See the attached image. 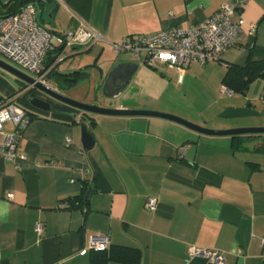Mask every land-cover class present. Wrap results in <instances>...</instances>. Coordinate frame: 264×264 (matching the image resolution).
<instances>
[{
  "label": "crops",
  "instance_id": "crops-1",
  "mask_svg": "<svg viewBox=\"0 0 264 264\" xmlns=\"http://www.w3.org/2000/svg\"><path fill=\"white\" fill-rule=\"evenodd\" d=\"M228 1L54 0L42 5L39 21L54 33L83 21L101 36L89 48L52 52L60 74L88 64L106 72L118 63L139 64L133 80L140 90L129 99L128 87L119 109L162 112L214 131L264 127V80L240 94L221 92L230 66L264 60V0H240L244 8L233 19L243 22L244 34L205 66L148 68L146 56L112 50L127 38L202 23ZM87 74L98 81L96 70ZM150 79L160 85L156 94ZM15 95L0 76V96ZM52 104L54 111L43 112L29 103L33 119L20 147L25 161L17 166L0 158V264H92L86 243L99 235L109 236L112 247L138 250L141 264H212L190 256V247L221 251L226 264H263L264 135L215 136L161 118L85 115ZM85 116L96 141L89 152L82 146ZM85 188L87 210L74 202ZM150 197L159 199L154 212L145 207Z\"/></svg>",
  "mask_w": 264,
  "mask_h": 264
},
{
  "label": "built area",
  "instance_id": "built-area-1",
  "mask_svg": "<svg viewBox=\"0 0 264 264\" xmlns=\"http://www.w3.org/2000/svg\"><path fill=\"white\" fill-rule=\"evenodd\" d=\"M244 8L240 0L223 3L219 10L202 23L188 28L174 27L148 36L127 38L112 44L113 53L130 52L136 57L146 55V64L156 69H176L180 72L193 65L205 66L218 61L228 49L236 47L244 34L243 22L235 21L233 15ZM256 31V25H250ZM101 36L83 21L73 30L54 33L40 23L38 10L28 5L20 12L0 17V58L8 60L27 71L38 83L51 86L47 78L46 62L50 53L58 48L81 49L94 46ZM34 91V85H26L17 95L0 96V158L19 166L25 161L20 153L21 142L31 123L32 114L18 104L20 97ZM224 95L234 93L225 86ZM7 127H10L8 129ZM8 197H12L9 195ZM159 199L150 197L145 207L154 212ZM42 234L43 225L36 227ZM264 264V237L261 238ZM111 246L109 236H92L86 243L87 251H104ZM192 257H203L212 264H226L223 252L190 247Z\"/></svg>",
  "mask_w": 264,
  "mask_h": 264
},
{
  "label": "water",
  "instance_id": "water-1",
  "mask_svg": "<svg viewBox=\"0 0 264 264\" xmlns=\"http://www.w3.org/2000/svg\"><path fill=\"white\" fill-rule=\"evenodd\" d=\"M34 6L38 10V16L41 14L42 7L39 3H35ZM49 30V29H47ZM50 31V30H49ZM139 64L136 62L118 63L114 64L107 72L105 68L100 65L94 64L86 66L80 70L74 71L69 74H62L69 76L87 69L96 70L98 73L97 88H101L102 99L109 100V106H100L97 102L93 104L81 103L76 100L70 99L62 95L59 91L45 84L38 83L33 77L27 73L18 70L12 65L8 64L0 58V76L8 81L17 84V81L25 83L26 85H34V91L38 95L31 96L28 101L34 109L43 112L54 111L51 107L52 101L64 104L72 107L85 115H102V116H143V117H155L166 120L178 122L187 126L195 131L202 132L204 134H211L215 136H252V135H264V127L256 128H241L228 131H214L206 129L200 126H196L183 120L181 118L156 111H144V110H123L116 106L118 98L126 91L131 84ZM98 96H96L97 100ZM81 130H82V146L85 152H89L95 146L94 135L90 132L89 121L86 118H81Z\"/></svg>",
  "mask_w": 264,
  "mask_h": 264
},
{
  "label": "trees",
  "instance_id": "trees-1",
  "mask_svg": "<svg viewBox=\"0 0 264 264\" xmlns=\"http://www.w3.org/2000/svg\"><path fill=\"white\" fill-rule=\"evenodd\" d=\"M54 0H16L11 7L4 11L0 4V17L8 16L20 12L28 5H34L39 3L42 5H49ZM40 16V15H39ZM41 23V22H40ZM51 53L48 56L46 62V70H49L48 80L54 79L61 89H70L77 85L83 79H86L88 74L85 71L75 73L69 76L61 75L57 71V57H51ZM257 79L264 80V60L255 61L251 57L248 59L244 66L232 65L228 68V71L223 79V86L232 91L234 94L243 93L249 85ZM22 90L26 84L17 81ZM32 92L28 93L29 96ZM89 189V188H88ZM88 189L85 188L86 193L82 197H77L74 202H78L77 207H83L87 210L88 206ZM95 255V259L92 264H108L111 261L122 262L127 264H141V254L138 250L122 247H112L104 251H91Z\"/></svg>",
  "mask_w": 264,
  "mask_h": 264
},
{
  "label": "rangeland",
  "instance_id": "rangeland-1",
  "mask_svg": "<svg viewBox=\"0 0 264 264\" xmlns=\"http://www.w3.org/2000/svg\"><path fill=\"white\" fill-rule=\"evenodd\" d=\"M15 1L16 0H0V4L2 5V8L4 9V11H7ZM122 54L124 55L127 53H122ZM129 55L136 58L133 53H129ZM145 56H146L145 54H142L143 58H145ZM136 59L140 60L139 58H136ZM4 61L7 62L8 64L12 65L13 67L17 68L18 70L27 73V71H25L24 69L20 68L19 66L15 65V64L11 63L10 61L5 60V59H4ZM89 65H92V64H88V66ZM147 67H148V65H147ZM148 68H151V67H148ZM91 70H93V69H87L85 72L88 73V71H91ZM8 82L14 88V90H16L17 92L21 88L20 86H22L18 82H17V84H14L10 81H8ZM137 83H138V79H134L133 82L130 84L128 90L126 91V93H125L126 97L128 96L129 99L133 98L136 95V94H134L135 91L140 90V85ZM147 86L149 87L148 89L151 88L152 90H154L155 94L157 93V91L159 90V87H160L159 83L152 80V79H150V81H147ZM55 90L59 91L62 95L66 96L70 99L76 100L78 102H81V103H86L85 101H93L96 96H98V98H100L99 103L103 102L102 95H101V88H97V81H94V80L83 79L82 81H80L77 85H75L71 89L65 90V89H61V88L57 87V88H55ZM29 97L30 96L26 95L23 99L18 101V104L20 105V107H22L23 109H25L28 112L30 110L29 101H28ZM75 98L80 99L81 101L77 100Z\"/></svg>",
  "mask_w": 264,
  "mask_h": 264
},
{
  "label": "flooded vegetation",
  "instance_id": "flooded-vegetation-1",
  "mask_svg": "<svg viewBox=\"0 0 264 264\" xmlns=\"http://www.w3.org/2000/svg\"><path fill=\"white\" fill-rule=\"evenodd\" d=\"M36 94H34V96H35ZM103 100V102L101 103V105L102 104H104L103 106L104 107H108L109 106V100H105V99H102ZM97 101H98V104H100L99 103V101H100V98H97ZM51 107H52V109H54V106H53V104L51 103Z\"/></svg>",
  "mask_w": 264,
  "mask_h": 264
}]
</instances>
